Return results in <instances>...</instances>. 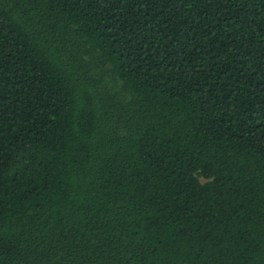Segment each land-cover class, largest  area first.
I'll return each instance as SVG.
<instances>
[{"label":"trees","instance_id":"16d2710c","mask_svg":"<svg viewBox=\"0 0 264 264\" xmlns=\"http://www.w3.org/2000/svg\"><path fill=\"white\" fill-rule=\"evenodd\" d=\"M0 264H264V0H0Z\"/></svg>","mask_w":264,"mask_h":264}]
</instances>
